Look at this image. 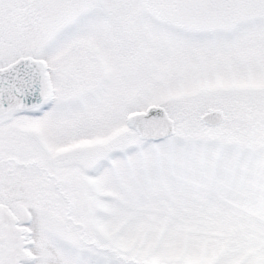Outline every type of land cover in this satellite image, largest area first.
<instances>
[{
  "label": "snow or ice",
  "instance_id": "1",
  "mask_svg": "<svg viewBox=\"0 0 264 264\" xmlns=\"http://www.w3.org/2000/svg\"><path fill=\"white\" fill-rule=\"evenodd\" d=\"M0 264H264V0H0Z\"/></svg>",
  "mask_w": 264,
  "mask_h": 264
}]
</instances>
